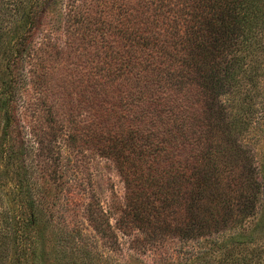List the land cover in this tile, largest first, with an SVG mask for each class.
I'll return each mask as SVG.
<instances>
[{
  "label": "trees",
  "instance_id": "obj_1",
  "mask_svg": "<svg viewBox=\"0 0 264 264\" xmlns=\"http://www.w3.org/2000/svg\"><path fill=\"white\" fill-rule=\"evenodd\" d=\"M27 1H20L19 17L0 33V106L18 206L43 212L40 201L19 198L34 183L28 146H18L10 131L18 91L29 77L28 72L18 79L21 64L49 44L45 36L36 45L32 34L43 26L36 18L45 16L53 0H31L28 7ZM112 5L108 26L79 15L66 24L63 46L71 52L87 45L98 55L92 78L99 100L84 126V141L118 168L126 185L121 211L126 221L185 240L247 226L261 185L239 137L249 126L264 124V0H112ZM55 44L52 51L62 50ZM11 217L0 230V256L7 255L11 241L18 242L16 257H22L17 226L28 222ZM216 264H264V258L254 254Z\"/></svg>",
  "mask_w": 264,
  "mask_h": 264
},
{
  "label": "rangeland",
  "instance_id": "obj_2",
  "mask_svg": "<svg viewBox=\"0 0 264 264\" xmlns=\"http://www.w3.org/2000/svg\"><path fill=\"white\" fill-rule=\"evenodd\" d=\"M20 1L12 0L6 7L10 0H0V33L19 17L15 9ZM31 3L28 0L26 6ZM46 12L36 18L43 26L34 30L32 40L37 45L46 36L47 51L34 53L28 63L21 64L18 79L24 80L28 72L29 77L18 91L10 128L17 145L28 146L26 159L34 183L19 198L30 196L44 210L24 211L18 206L17 177L6 166L9 136L0 106V230L9 226L6 220H13L11 216L21 215L28 222L17 226L23 256L16 257L18 242L10 241L7 255L0 256L1 264H216L254 254L263 259L264 124L249 126L239 137L261 185L255 212H247V226L228 227L208 239L185 240L126 221L121 212L126 185L118 168L84 141V126L95 115L99 100L100 87L92 78L98 55L87 45L79 44L71 52L63 46L65 25L78 15L108 26L113 19L112 0H53ZM57 42L62 50L52 51ZM260 57L264 71V48ZM3 65L1 54L0 71ZM8 206L11 212H4Z\"/></svg>",
  "mask_w": 264,
  "mask_h": 264
}]
</instances>
